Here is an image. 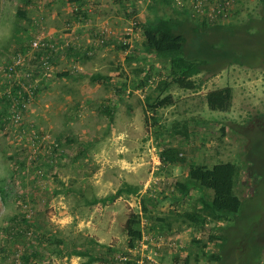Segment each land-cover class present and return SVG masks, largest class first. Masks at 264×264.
Wrapping results in <instances>:
<instances>
[{"label": "rangeland", "instance_id": "1", "mask_svg": "<svg viewBox=\"0 0 264 264\" xmlns=\"http://www.w3.org/2000/svg\"><path fill=\"white\" fill-rule=\"evenodd\" d=\"M262 7L263 0H237L223 23L236 27L231 32L209 22L196 32L200 21L189 14L188 55L218 60L252 50L242 28ZM175 9L182 10L174 0H0V264H118L122 256L125 264H264V60L246 54L210 63L192 77L195 88L171 84L179 68L144 47L140 23L177 16ZM42 32L56 47L51 70L31 86L22 126L7 123L5 67ZM209 41L215 46L206 51ZM225 86L233 88L231 109L211 110L206 93ZM167 95L172 103L154 108ZM169 148L180 160L161 161ZM223 162L240 168V212L179 232L178 214L201 206V191L184 194L176 183L188 180L191 165ZM125 182L137 193L91 202ZM134 213L142 216L143 238L129 249L124 224ZM13 217L25 220L24 234L10 229ZM157 217L172 231L154 228ZM216 234L228 236L224 246L210 240Z\"/></svg>", "mask_w": 264, "mask_h": 264}, {"label": "trees", "instance_id": "2", "mask_svg": "<svg viewBox=\"0 0 264 264\" xmlns=\"http://www.w3.org/2000/svg\"><path fill=\"white\" fill-rule=\"evenodd\" d=\"M71 2H77L80 0H70ZM156 6L160 5L163 1L169 5L173 0H153ZM82 2H80L81 4ZM178 14L174 17H166L163 15H157L152 20H145L140 23L141 31L144 36L143 45L145 48L153 51L157 56L166 59L173 63L178 72H174L171 84H177L181 88L192 89L195 88L194 80L192 77L200 74L204 70L208 69L206 65L217 62L222 64L224 61L242 60L245 55L248 54L251 60H264V0L262 11L259 14L253 15L246 23L244 30L248 32L251 39V43L254 48L250 51L237 53L226 52L227 55L214 60L212 57L208 59L198 54L188 55L187 51V37L183 30V27L188 21H192L187 10H177ZM79 13L75 14L78 17ZM80 15V14H79ZM19 17H26V12L23 9L18 11ZM191 18V19H190ZM194 30L196 32H203L208 27L206 22L196 23ZM222 27L226 31H233L236 27L229 23L214 24ZM222 25V26H220ZM218 29V28H217ZM255 40V43H254ZM247 42V41H246ZM205 50L209 51L211 47L215 46L212 42L205 43ZM210 46V48H209ZM231 41L227 42L226 47L230 48ZM228 51H233L232 48ZM247 56V55H246ZM98 76H93L92 79ZM172 96L167 95L165 98L159 100L154 108L166 107L172 103ZM207 105L211 110L215 111H229L233 104V88L232 86H225L210 90L206 93ZM259 125L257 126V128ZM180 133H185L177 129ZM173 148L165 149L161 154V161L163 163H175L180 160V157L174 153ZM240 174V168L237 164L232 162L217 163L213 167H207L205 165H191L188 172V180L186 182L176 183V187L187 194L190 189H199L201 195L199 196V203L201 206H195L192 209L185 210L178 215L182 219V223L177 230H182L184 224L186 226H204L208 222L227 221L231 217L235 219L241 210V197L235 193V184L237 177ZM206 189H212L214 192L213 198H207L205 194ZM138 187L125 182L114 194L106 196L104 198H95L91 202L99 203L107 200H115L121 197L125 192L137 193ZM141 205L143 212L147 213L149 210L147 199L143 198ZM166 218L157 217L154 228L168 229L172 231V225L166 222ZM15 225L10 226V229L18 227V234H24V230L20 228L25 220H19L18 217H13ZM142 216L140 213L132 214L124 224V231L128 239L129 249H133L136 246L137 241L143 238V229L141 228ZM183 224V225H182ZM230 228V227H229ZM228 228L224 229L225 231ZM228 236L212 235L210 240L222 241V246L227 240ZM195 243H200V240H195ZM207 243H204L206 246ZM35 251V250H34ZM80 250L77 251L78 255L83 254ZM255 262L260 260L261 249L254 253ZM211 258L222 260V256L217 253H210Z\"/></svg>", "mask_w": 264, "mask_h": 264}, {"label": "built area", "instance_id": "3", "mask_svg": "<svg viewBox=\"0 0 264 264\" xmlns=\"http://www.w3.org/2000/svg\"><path fill=\"white\" fill-rule=\"evenodd\" d=\"M174 3L180 9L187 10L192 17L197 18L200 22L217 24L230 19L237 0H174ZM68 45L69 41H66L61 47ZM55 49L53 39L49 37V34L42 32L24 48L18 50L5 67L11 81V85L3 93L7 99L10 98L8 99L9 114L5 118L7 123L22 126L24 113L30 104L31 86L38 81L40 75L49 74L51 70L50 55ZM120 258L118 264H125L126 256H122L121 260Z\"/></svg>", "mask_w": 264, "mask_h": 264}, {"label": "crops", "instance_id": "4", "mask_svg": "<svg viewBox=\"0 0 264 264\" xmlns=\"http://www.w3.org/2000/svg\"><path fill=\"white\" fill-rule=\"evenodd\" d=\"M83 0H80V2H82ZM81 7V6H80ZM83 8V7H82ZM75 14H77V13H75ZM106 22V21H105ZM104 22V23H105ZM180 232V231H179ZM184 232H186V231H184ZM184 232H182V233H180V234H183L184 235Z\"/></svg>", "mask_w": 264, "mask_h": 264}]
</instances>
